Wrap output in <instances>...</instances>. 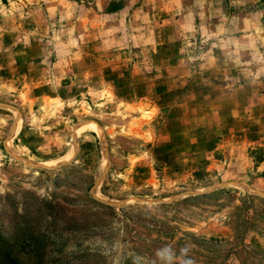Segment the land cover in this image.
Returning <instances> with one entry per match:
<instances>
[{
  "label": "rangeland",
  "instance_id": "rangeland-1",
  "mask_svg": "<svg viewBox=\"0 0 264 264\" xmlns=\"http://www.w3.org/2000/svg\"><path fill=\"white\" fill-rule=\"evenodd\" d=\"M0 264H264V0H0Z\"/></svg>",
  "mask_w": 264,
  "mask_h": 264
}]
</instances>
